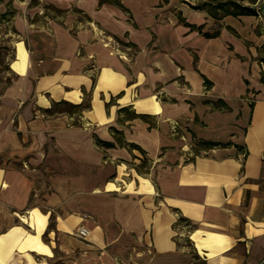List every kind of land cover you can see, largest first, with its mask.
<instances>
[{
    "label": "crops",
    "instance_id": "0c3cea01",
    "mask_svg": "<svg viewBox=\"0 0 264 264\" xmlns=\"http://www.w3.org/2000/svg\"><path fill=\"white\" fill-rule=\"evenodd\" d=\"M192 5L0 0V264H264V23Z\"/></svg>",
    "mask_w": 264,
    "mask_h": 264
},
{
    "label": "rangeland",
    "instance_id": "374dc122",
    "mask_svg": "<svg viewBox=\"0 0 264 264\" xmlns=\"http://www.w3.org/2000/svg\"><path fill=\"white\" fill-rule=\"evenodd\" d=\"M31 1H36V0H31ZM229 1L231 0H191V2H193L194 4H198V3H207L209 6H212L211 3H220V2H224L227 3L225 7H230ZM253 2L256 1V3H254V5L256 6V9L258 10L256 13V16L258 17V19L264 23V15H262V11L259 10V3H261V0H252ZM36 4V3H33ZM208 6V7H209ZM221 10H218V13L221 14ZM50 13V12H48ZM10 16H13V11L9 12ZM7 30L12 31L13 28L9 27L7 28ZM3 35L0 36V80H3V78L5 77L6 79H9L10 77L13 76V74H10L8 71V66H7V62L9 61V58H11L14 55L13 52V44H8L7 38H6V42L3 41ZM14 40V37H13ZM14 42V41H12ZM56 109H63V110H71L73 109V107L65 105V104H60L59 106H56ZM141 171H146L150 172L151 168L148 166V163L146 162L145 165L143 167H140ZM115 181H117L115 179ZM53 226V216L51 215L49 218V227Z\"/></svg>",
    "mask_w": 264,
    "mask_h": 264
},
{
    "label": "trees",
    "instance_id": "16d2710c",
    "mask_svg": "<svg viewBox=\"0 0 264 264\" xmlns=\"http://www.w3.org/2000/svg\"><path fill=\"white\" fill-rule=\"evenodd\" d=\"M227 3L224 2H220V3H215L212 6H209L207 3H198V4H194L192 5L193 8H206L207 11L214 17L218 18L220 15H224V14H233V15H237V14H255L257 9L255 6H241L238 3H228L230 4V7H225ZM259 5V10L262 11L264 9H262V5L261 3L258 4ZM209 6V7H208ZM218 10H221V14L218 13ZM8 12H10V10H7L5 13H3L1 15V18L4 17L5 14H7ZM217 34V32L209 34V33H205V36H212ZM205 82H208L205 80ZM96 143L98 145H108L110 144L109 142H104L100 139H96ZM201 145H217L220 144L218 142H213V141H200Z\"/></svg>",
    "mask_w": 264,
    "mask_h": 264
},
{
    "label": "built area",
    "instance_id": "2783aa9c",
    "mask_svg": "<svg viewBox=\"0 0 264 264\" xmlns=\"http://www.w3.org/2000/svg\"><path fill=\"white\" fill-rule=\"evenodd\" d=\"M176 129V126L173 125L172 126V130L175 131ZM86 215H83V217H85ZM72 234L76 237H79V238H85L88 236L89 234V230L87 227L83 226V225H78L72 232Z\"/></svg>",
    "mask_w": 264,
    "mask_h": 264
},
{
    "label": "water",
    "instance_id": "95a60500",
    "mask_svg": "<svg viewBox=\"0 0 264 264\" xmlns=\"http://www.w3.org/2000/svg\"><path fill=\"white\" fill-rule=\"evenodd\" d=\"M262 9H264V0H261ZM262 15H264V10H262Z\"/></svg>",
    "mask_w": 264,
    "mask_h": 264
}]
</instances>
